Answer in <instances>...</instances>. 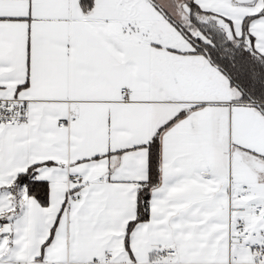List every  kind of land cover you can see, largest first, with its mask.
I'll return each mask as SVG.
<instances>
[{
    "label": "snow or ice",
    "instance_id": "snow-or-ice-1",
    "mask_svg": "<svg viewBox=\"0 0 264 264\" xmlns=\"http://www.w3.org/2000/svg\"><path fill=\"white\" fill-rule=\"evenodd\" d=\"M0 264H264V0H0Z\"/></svg>",
    "mask_w": 264,
    "mask_h": 264
}]
</instances>
